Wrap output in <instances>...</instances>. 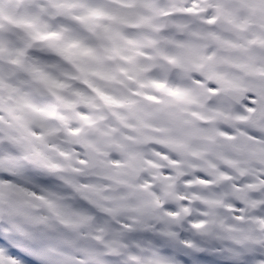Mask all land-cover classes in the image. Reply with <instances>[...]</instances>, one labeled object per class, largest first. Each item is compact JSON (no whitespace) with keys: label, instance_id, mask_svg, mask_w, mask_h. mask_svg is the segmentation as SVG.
Instances as JSON below:
<instances>
[{"label":"snow or ice","instance_id":"1","mask_svg":"<svg viewBox=\"0 0 264 264\" xmlns=\"http://www.w3.org/2000/svg\"><path fill=\"white\" fill-rule=\"evenodd\" d=\"M0 264H264V0H0Z\"/></svg>","mask_w":264,"mask_h":264}]
</instances>
